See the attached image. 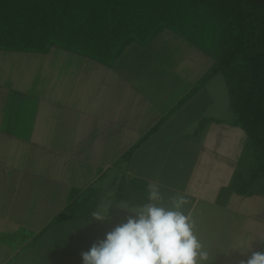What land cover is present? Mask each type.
Returning a JSON list of instances; mask_svg holds the SVG:
<instances>
[{
    "label": "crops",
    "instance_id": "obj_1",
    "mask_svg": "<svg viewBox=\"0 0 264 264\" xmlns=\"http://www.w3.org/2000/svg\"><path fill=\"white\" fill-rule=\"evenodd\" d=\"M215 62L170 30L128 45L111 65L59 46L0 50V264H82V251L147 201L149 185L164 207L185 197L206 264L227 263L248 215L233 206L244 197L216 199L248 139L233 124L223 75L192 92ZM88 187L99 190L94 212L105 219L47 228L71 191ZM73 221L85 237L70 248L54 235ZM238 243L247 249L245 236Z\"/></svg>",
    "mask_w": 264,
    "mask_h": 264
},
{
    "label": "trees",
    "instance_id": "obj_2",
    "mask_svg": "<svg viewBox=\"0 0 264 264\" xmlns=\"http://www.w3.org/2000/svg\"><path fill=\"white\" fill-rule=\"evenodd\" d=\"M164 30L215 59L192 92L223 75L233 124L248 139L230 183L219 190L217 204L227 206L233 195L264 197V0H0L4 51L47 53L59 46L111 65L128 45H146ZM137 146L120 163L127 162ZM98 194L94 187L73 189L67 206L47 228L89 219ZM114 199L129 197L119 194Z\"/></svg>",
    "mask_w": 264,
    "mask_h": 264
},
{
    "label": "clouds",
    "instance_id": "obj_3",
    "mask_svg": "<svg viewBox=\"0 0 264 264\" xmlns=\"http://www.w3.org/2000/svg\"><path fill=\"white\" fill-rule=\"evenodd\" d=\"M170 199L171 207L162 206L158 188L149 185L148 202L82 251V264H206L208 253L183 211L188 201L179 195ZM92 216L105 219L98 212ZM239 264H264V251H252Z\"/></svg>",
    "mask_w": 264,
    "mask_h": 264
},
{
    "label": "rangeland",
    "instance_id": "obj_4",
    "mask_svg": "<svg viewBox=\"0 0 264 264\" xmlns=\"http://www.w3.org/2000/svg\"><path fill=\"white\" fill-rule=\"evenodd\" d=\"M244 201H236L234 203L235 209L237 211H243L245 215H248V218L244 221V230L240 232L239 228L235 229L237 243L233 249H229L227 254V263L224 264H239L241 259H246L247 256H250L252 251H264V197H244L241 199ZM77 222L73 221V224L70 222L68 225H62L59 227L58 234L54 235V239L58 240L61 243H68V246L71 248V243L77 245L78 241H84L85 233L84 230L81 233L73 228L77 227ZM238 225L236 226V228ZM245 236L246 247L245 251L239 248V236ZM64 238V240H61ZM231 238V235L229 236ZM58 243V242H57ZM57 243L54 242L56 247H60ZM249 244V246H247ZM217 252V250H215ZM222 250L220 251V253Z\"/></svg>",
    "mask_w": 264,
    "mask_h": 264
}]
</instances>
